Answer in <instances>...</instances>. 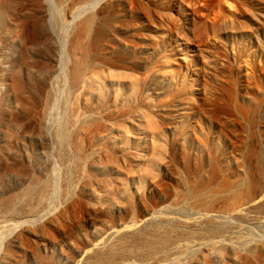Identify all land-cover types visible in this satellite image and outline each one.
<instances>
[{"label": "rangeland", "instance_id": "374dc122", "mask_svg": "<svg viewBox=\"0 0 264 264\" xmlns=\"http://www.w3.org/2000/svg\"><path fill=\"white\" fill-rule=\"evenodd\" d=\"M0 264H264V0H0Z\"/></svg>", "mask_w": 264, "mask_h": 264}, {"label": "bare ground", "instance_id": "6f19581e", "mask_svg": "<svg viewBox=\"0 0 264 264\" xmlns=\"http://www.w3.org/2000/svg\"><path fill=\"white\" fill-rule=\"evenodd\" d=\"M61 128V127H60ZM61 131V130H60ZM57 133V132H56ZM56 133H55V135L54 136H56ZM59 133V132H58ZM60 134V133H59ZM57 136H58V134H57ZM57 136H56V138H57ZM59 136H61V135H59ZM3 224V223H2Z\"/></svg>", "mask_w": 264, "mask_h": 264}]
</instances>
